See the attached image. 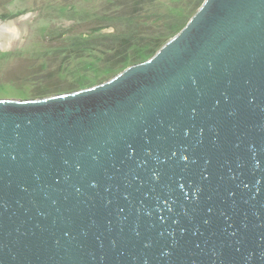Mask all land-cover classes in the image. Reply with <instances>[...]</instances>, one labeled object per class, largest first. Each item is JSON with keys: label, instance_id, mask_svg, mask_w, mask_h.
Listing matches in <instances>:
<instances>
[{"label": "water", "instance_id": "1", "mask_svg": "<svg viewBox=\"0 0 264 264\" xmlns=\"http://www.w3.org/2000/svg\"><path fill=\"white\" fill-rule=\"evenodd\" d=\"M0 264H264V0H204L102 82L0 98Z\"/></svg>", "mask_w": 264, "mask_h": 264}, {"label": "trees", "instance_id": "2", "mask_svg": "<svg viewBox=\"0 0 264 264\" xmlns=\"http://www.w3.org/2000/svg\"><path fill=\"white\" fill-rule=\"evenodd\" d=\"M96 0H90L94 6ZM99 9L91 11L88 17L79 16L76 6L68 4L73 24L57 36L60 47L52 50L54 61L62 55L61 64L68 68L75 64L87 71L90 65L99 69L92 76H83L71 82H61L49 90H41L38 97L71 92L102 82L120 72L130 64L151 57L170 37L181 30L204 0H98ZM91 7V8H92ZM70 9V10H69ZM78 15V16H76ZM70 17V16H69ZM0 18H2L0 16ZM110 31L103 32V29ZM72 30L77 32L73 33ZM71 31V33H69ZM62 69L56 68L54 75ZM61 78V77H60ZM57 83V82H56Z\"/></svg>", "mask_w": 264, "mask_h": 264}, {"label": "rangeland", "instance_id": "3", "mask_svg": "<svg viewBox=\"0 0 264 264\" xmlns=\"http://www.w3.org/2000/svg\"><path fill=\"white\" fill-rule=\"evenodd\" d=\"M88 1L0 0V98H34L41 90H49L55 84L63 87L61 82L78 79L82 67L59 66L62 55L54 61L50 55L61 45L59 38L53 36L61 31L67 33L65 30L73 24L67 5L73 3L76 13L91 21V11L98 10L100 3L96 0L92 7ZM108 31L110 28L103 29ZM56 68L62 69L60 75H54ZM98 69L95 64L90 65L81 75L94 76Z\"/></svg>", "mask_w": 264, "mask_h": 264}, {"label": "bare ground", "instance_id": "4", "mask_svg": "<svg viewBox=\"0 0 264 264\" xmlns=\"http://www.w3.org/2000/svg\"><path fill=\"white\" fill-rule=\"evenodd\" d=\"M9 26V25H8Z\"/></svg>", "mask_w": 264, "mask_h": 264}]
</instances>
